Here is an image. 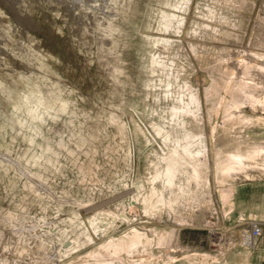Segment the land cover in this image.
Wrapping results in <instances>:
<instances>
[{
  "label": "rangeland",
  "instance_id": "obj_1",
  "mask_svg": "<svg viewBox=\"0 0 264 264\" xmlns=\"http://www.w3.org/2000/svg\"><path fill=\"white\" fill-rule=\"evenodd\" d=\"M119 1L0 0V264H70L133 229L151 241L144 254L149 264L219 261L220 254L184 246L179 236L182 230H225L224 189L248 179L217 184L214 147L226 152L241 140L243 149L245 128L264 113V71L245 68L264 66V0ZM171 15L178 17L177 28L165 30ZM153 37L170 43L164 47ZM115 65L122 69L118 90L105 78ZM164 66L178 76L168 91L186 84L199 95L201 118L188 125L205 134L211 186L196 190L190 183L195 202L179 198L175 211L158 219L142 213L140 199L153 151L167 153L164 132L151 126L174 101L164 97ZM241 78L253 86L241 112L254 123L220 113L214 142L209 113L220 95L241 96L232 84ZM161 124L180 134L181 126L169 119ZM258 176L251 172L250 178ZM94 215L95 231L89 223ZM157 227L172 232L159 245L150 230Z\"/></svg>",
  "mask_w": 264,
  "mask_h": 264
},
{
  "label": "bare ground",
  "instance_id": "obj_2",
  "mask_svg": "<svg viewBox=\"0 0 264 264\" xmlns=\"http://www.w3.org/2000/svg\"><path fill=\"white\" fill-rule=\"evenodd\" d=\"M176 20H178V17L175 15H171L168 19H166L164 23L165 30L169 28L176 29L177 26L174 25V22ZM179 23L180 22L178 21L177 24ZM120 38L122 37H119V39ZM153 39H154V43H160L164 47L170 43L168 38L153 37ZM49 48L50 46L46 45L45 55L43 54L45 57L49 53ZM152 64L160 65L161 62L156 58L155 59L152 58ZM104 68L105 66L102 69ZM168 68L170 69V67ZM168 68L167 66L163 67V72L165 73V77H166L164 81L165 89H166V91L164 92V97L172 96L174 98V101L169 105L166 111H163L164 116L163 115L160 116V119L161 122H163L165 119H169L170 122H174L179 126H181L180 134L176 136L173 134L172 131L165 132L164 125L161 124V122L160 124H155V123L151 124L152 129L156 134H160L164 132V134L162 135V141L163 144L168 147L165 148L167 153H165L164 156H159V154L156 151H153V153L157 155V157L155 158L154 161L151 162V165H153V170H148V174L145 177L147 192L140 199V204L142 206V213L149 216L150 218L156 216V218L158 217V219L160 218L162 213H165L167 214V216H169V213L171 211H175V208L177 207L179 202L178 200L179 198L180 200L181 199L184 201L186 200L185 202H187L188 200L195 202L194 198L195 197L197 198V196H195L194 195L195 193H192V190L189 188L190 183L195 184L196 190L208 188L209 186H211L210 178L207 176L208 166L206 161L207 149L204 141L205 134L194 133L188 125L189 119H191V121L193 119L194 122H197L201 118V116L199 115L201 110L199 95L191 91L192 90L191 87H189L186 84L180 87V89H183V91L180 92L168 91L167 89L170 87V85L173 82H175L178 78L176 74L170 75ZM245 68L248 71L251 70L264 71V66H262L259 63H254L252 65L245 64ZM121 70L122 69L119 67V65L118 66L115 65V67H109L107 70H105V72H109L108 75L106 74L105 78L110 80L108 82H111L112 84L111 87H113V89L115 90L116 89L118 90L119 88V86H116L118 84L116 74H118ZM248 74H244V75H248ZM241 80L242 81L238 80L232 83L233 86L235 87L236 93L239 92L241 96L237 94L239 98L233 96L232 100H227L224 98L223 95H220L218 102L215 104V108L212 110V113H209L210 119L212 120L211 139H213L214 142L216 140V127H217L215 124L217 122V117L220 115V113L224 112L226 115L230 117H233L234 114L236 113L235 119L237 121H240L243 124L254 123V120L251 117L244 116L241 112V108L246 104V100L252 98L248 90L250 88H253V86L250 83L246 82L244 78H241ZM3 84H5V81H0V86ZM205 97L208 99V97L210 96L207 95ZM259 102L261 104V109L264 110V100H259ZM250 104L251 105L254 104V101L253 100L250 101ZM110 120L112 122L118 121L117 117L112 112L110 115ZM61 128L62 127H60V129ZM60 129H56V132L59 133L61 131ZM135 132L143 136V132L139 128H136ZM241 144L242 142L241 140H239L237 142L238 146H236L233 150H229L226 152H222L220 148L214 147L215 170L213 171L215 178L214 180L217 182V184L224 185L229 180H234L239 175H243L245 178H250L251 172L253 173V172L264 171V147L254 145L249 147L246 151H244L243 149H241ZM14 166L15 164L13 165V167ZM249 169H257V170H249ZM34 182L35 181H30L32 185L35 184ZM140 188L141 186L137 187L138 190ZM174 191L177 192L175 193ZM193 192H195V190ZM192 194L194 196H192ZM133 198L137 200L138 194L133 196ZM106 213L111 215L116 214V212L115 214H113L112 212H108V211ZM97 217L98 216L94 215L89 218V223L94 228V231L96 230L97 227L94 226ZM150 230L153 233V235L157 236L158 245L161 244L167 238V236L169 238L170 236L169 234H172V232L170 233L167 230V228L161 229L157 227V228H150ZM150 242L151 241L147 238V236L144 233H141L133 229L116 240H111L107 244H102L100 248L90 253L87 258H82L70 264H149V260H148L149 258L147 259L146 257L148 256L146 255L144 256V254L147 252L148 245L151 244ZM79 246L80 245H78V247ZM74 248H76V246H74ZM73 250L75 249H73L72 247L68 249L69 252ZM68 251H65V254L68 253ZM59 254L61 255V253ZM62 255L64 254L62 253ZM132 258L135 259L137 258V260L129 261V259ZM194 260H195L194 262H197L196 261L197 259L194 258Z\"/></svg>",
  "mask_w": 264,
  "mask_h": 264
},
{
  "label": "crops",
  "instance_id": "obj_3",
  "mask_svg": "<svg viewBox=\"0 0 264 264\" xmlns=\"http://www.w3.org/2000/svg\"><path fill=\"white\" fill-rule=\"evenodd\" d=\"M263 115L264 113L257 118L255 125L245 128L244 151L254 145L264 147ZM221 202L222 213L226 216L228 225H237V228L245 229L247 224L254 222L261 226V233L253 244L241 247L236 240L228 239L229 237L227 242L218 243V236L213 234L186 233L183 230L179 236L181 244L195 249L205 248L211 256L221 255L217 263L210 264H264V171H260L257 178H241L226 187ZM224 238L225 236L221 237Z\"/></svg>",
  "mask_w": 264,
  "mask_h": 264
},
{
  "label": "built area",
  "instance_id": "obj_4",
  "mask_svg": "<svg viewBox=\"0 0 264 264\" xmlns=\"http://www.w3.org/2000/svg\"><path fill=\"white\" fill-rule=\"evenodd\" d=\"M224 229L221 232L211 233L215 236H218V243L219 242H227V238L231 240H236L239 246L247 247L252 245L254 240L260 235L261 233V226L258 223L251 222L247 224L245 229L237 228V225H225ZM222 236H225L224 239H221Z\"/></svg>",
  "mask_w": 264,
  "mask_h": 264
}]
</instances>
